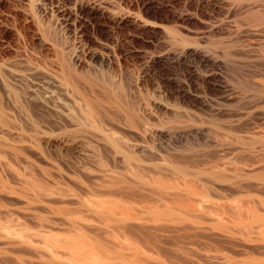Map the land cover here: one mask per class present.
<instances>
[{"label": "rangeland", "instance_id": "rangeland-1", "mask_svg": "<svg viewBox=\"0 0 264 264\" xmlns=\"http://www.w3.org/2000/svg\"><path fill=\"white\" fill-rule=\"evenodd\" d=\"M88 2L89 6L85 10H80L77 8L76 0H0V63L19 64L25 71V67L36 66L38 71L43 70L61 80L60 66L64 67L63 63L68 62L72 53L82 54L79 56L84 60L81 59L80 63H72V66H75L73 69L77 77L84 82H82L83 85L85 84L84 88L92 91L91 93L97 98L99 95L100 107L104 117L107 116V122L109 119L110 124L112 122L113 125L119 123L123 125L125 116L130 110L134 113L141 112L148 121L147 128L154 130L151 132L148 130L144 136L132 133L129 137H125L132 142L141 140L147 147L140 153L142 160H138L139 164L143 163V168H147L146 164L151 165L150 167L154 166L153 168L165 167V173H174L167 159L177 156L183 161L186 160V163L189 162L192 170L196 172L190 175L177 171L176 177L183 182L178 187L163 189L158 185L149 184L145 191L163 190L171 194L193 196L183 202L161 200L158 202L159 211L168 210L171 213L168 218L175 220L209 222L213 219L212 221L225 223L232 230L241 229L242 225L249 224L254 232H264V190L258 188L259 185L262 186L260 180L252 178L256 167H259L256 171L264 169L262 168L264 167V0H88ZM89 7L96 9L92 11ZM33 76L37 77V75ZM33 76V82H30L31 88L41 90L51 88L47 81L43 83L41 77ZM118 92L127 93L125 95L130 98V102L126 106L128 108L131 106V109L125 104L121 105L119 98L117 99ZM72 94L74 95L70 98L61 97L66 99L69 103L68 108L71 107L76 117L84 120L86 112L83 110L85 113L83 111L82 113L80 109L81 96L78 93L72 92ZM109 95L116 97V102ZM117 103H120V107ZM121 106L127 109L124 107L121 109ZM79 123L81 122H78L77 129L81 126ZM82 125H84L82 132L86 133L84 137L76 136L74 133L75 137L70 133L73 127L64 123L57 129L52 128V132L48 129L50 132L47 138L37 139L36 143L31 144L34 147L27 150V154L32 161L48 172V176L51 173V176L58 175V171L61 174L79 172L81 177H78V183V180L73 183L69 182L71 179L69 181L66 179L60 183L63 185L60 188L65 189L68 186L71 188L73 186L75 190L78 188L76 191L77 195L80 193L78 203L83 202L93 207L92 203L112 201V198L116 197L107 194L109 190L107 188L111 185L108 174L113 175L110 176L111 179L118 176L117 180L120 176L129 175L128 178L125 176L123 178L131 180L135 164L138 167V163L137 160H133L134 164L133 161L125 159L122 153L120 155L117 153V157L112 159L108 151L101 150L109 146L113 149L110 142L109 145L105 140L102 142V131L100 130L99 133V129L92 126L90 121ZM100 135L101 141L92 140L99 139ZM12 136L0 132V142L9 147L8 145L15 146L21 141ZM80 137L92 140L93 144L86 141L82 147L75 146L71 139H81ZM108 148L107 150L111 152L112 150ZM123 160L128 165L134 164L130 165L133 169L128 166L129 169ZM127 161H130V164ZM19 166L17 165V171L15 167L10 171L12 173L9 172L7 179L4 178L6 184L2 183L0 176V184H2L0 231H12L26 236L31 231L28 227L31 223L22 213L27 203L23 199L20 200L19 196L30 197L37 192V188L30 180L28 168L25 170ZM125 166L132 170V172L127 170L132 174H127ZM85 167L96 171L91 177L92 182L87 181V178L81 174ZM240 169L244 172L246 170L247 176L242 173L238 176L242 171ZM214 170L223 171L228 173L227 175L230 173L229 177L232 180L220 182L219 186V181L216 183L210 177V173ZM250 171L254 172L250 175ZM133 175L136 178V175ZM80 178L82 184L84 181L83 186H80L81 189ZM51 184L57 186L55 183ZM212 184L218 189L217 191L209 188ZM6 187L10 192L13 190L12 192L17 196L10 192L3 193L2 191H7ZM119 198L114 199L118 200L119 202H116L121 206L123 203L126 204L125 206L135 205L140 211L143 209L144 213L149 212L142 201H121L122 199ZM243 204L254 205L251 210L255 208L256 214L258 213L256 218L250 217L245 221L235 218L232 213L234 208ZM51 205L53 204L49 206ZM54 205L51 206L54 208L53 211L51 207H41L47 211L40 209L43 211L40 212L42 215L38 213L40 221L48 223L52 218L58 222L62 218L60 221L64 220L62 222L64 224L61 226L58 224L61 229L55 225L51 232H46L43 239L49 242L52 238H73L80 234L79 231H74L73 227H70L71 222L67 221L77 219V217L74 219L76 215L70 209L75 205L68 206L69 210L66 207L67 212L63 214L60 212L59 215L57 210L59 207L55 205L57 207L55 208ZM187 208L190 209L182 211ZM50 212L52 215L54 212L56 217L50 216ZM180 213L185 215L177 216ZM62 225H65L64 228ZM111 226L113 227V224ZM111 226V240L116 242L119 238V242L116 243H120L125 237L118 233L121 239L116 232L114 239V231L112 233L114 228ZM53 229L56 231L54 232ZM254 232L248 230V233H245L255 235ZM174 234L180 235L174 231L172 234L169 232L161 236L173 246L168 238L172 239L171 236ZM128 242L125 243L127 246L131 241ZM166 244L164 247L167 246V250L176 247V251H182L178 246L172 248ZM187 245L188 248L185 249L189 250L193 244L190 246V243H187ZM193 246L194 248L189 251L194 250L193 253H198L196 249L198 248L201 249L199 252L203 253L204 249L200 246ZM143 250L145 252L143 254H146L149 260H153L152 257L156 259L157 254L154 251L146 248L149 253L153 252L152 257L151 255L149 257L145 247ZM175 250L171 251L175 252ZM158 259L161 258L158 256Z\"/></svg>", "mask_w": 264, "mask_h": 264}, {"label": "bare ground", "instance_id": "bare-ground-1", "mask_svg": "<svg viewBox=\"0 0 264 264\" xmlns=\"http://www.w3.org/2000/svg\"><path fill=\"white\" fill-rule=\"evenodd\" d=\"M88 3H89L88 0H76L77 8H79L80 10H85L87 6H89L87 5ZM89 8L92 11L96 9L95 7H89ZM65 12L63 14H65ZM79 55L81 56L82 54ZM79 55L77 53H72L70 58H68V62L65 61L66 63H63L65 64L64 67L62 68V65L60 66L62 69V74H61L62 78H60L61 76L59 74V79L61 80H58V78L55 77V75L52 76V74H48L43 70L38 71L36 69L37 68L36 66L25 67L26 69L25 71L21 69L22 67L20 68L19 64L16 65L15 63H6V62L0 63V132L8 136L13 135L12 137L14 139L15 138L21 139V141H19L18 144L16 143H15L16 145L14 144L15 146L8 145L10 148L7 147L5 143H2V141L0 142L1 180L3 181L2 183L6 184L7 181L4 180V178L7 179V175L11 170L15 169V167L17 171V165H20L25 170H27L28 168V170L30 171L28 172V175L30 176V180L32 181L33 185H35V187L37 188V192L35 194L33 193L31 195L32 197L25 196L26 198H24V196H22L21 198L19 196L20 200L23 199L24 202L27 203V206H25L24 209L22 210L24 212L22 211L21 212L23 213L25 218L31 223V225H28V227L31 229L29 234L27 233L26 236H21L12 231H0V264H264V232L262 233L254 232L253 227L251 225L249 224H247L246 226L242 225L241 229L232 230L229 229L225 223L216 220L212 221L213 219L210 221L208 219L209 222H207V220H205L206 222L193 221V220L185 221V219L175 220L168 218V216L171 215V213L168 210L164 212L159 211L160 205L158 204V202L161 200H166L170 202L171 201L183 202L185 201L186 198L188 199L192 195L191 194L184 195L181 193L171 194L163 190L145 191L146 189H148L149 184L158 185L163 189L178 187L179 185L183 184V182L176 177L175 175L176 172L179 171L181 173H189L190 175L192 174L194 175L196 173L194 172L195 170H192V165L189 162L186 163L185 162L186 160L183 161V159L177 156H172L167 159L170 163V166L172 167V172L174 173H165L166 171L164 170L165 167L164 169H162L157 166V168H159L157 169V168H153L154 166L150 167L151 165H148L149 166L148 167L147 164H146L147 168H143L144 166L142 165L144 164L143 163L139 164L138 160H142L140 153L145 151L147 147L143 145L140 139L139 140L141 143L134 141L132 142L131 140L125 137H129L132 133H136L138 135L144 136V134H146L148 130L150 132L154 130L151 128L149 129L147 128L146 123L148 121L146 117L142 115V113L139 112L138 110L137 111L139 113H134V111L129 110L128 114H126L125 116L126 119L123 125L120 123L118 125H113L112 122L111 125L109 119L107 122L106 120L107 116L104 117V113L102 112V108L100 107L99 95H97L98 96L97 98L91 93L92 91L90 92L86 90L84 88L85 84L83 85L84 82L79 77H77V73L73 69L75 66H72V63H77V62L80 63L82 59L80 58ZM83 60L84 59H82V61ZM27 66H29V64ZM33 75H37V77L39 76V78L41 77L43 79L42 80L43 83L47 81L50 84L52 90L51 88H44L42 90L34 87L31 88L32 85L30 84V82H33L32 81ZM86 84L88 83L86 82ZM88 85L86 86L90 87ZM72 92L75 94L78 93V95L81 96L80 99H82V105H81L82 108L80 109L81 112L83 110L86 112L84 116V120H82L81 117L79 118L76 117V114H74L71 111V107L69 106L68 108L69 103H67L66 99L62 98L63 96H65L66 98H70L71 95H74L72 94ZM117 94L119 96V97L117 96V99L119 98L118 100L121 103V105L125 104V106L126 105L128 106L130 102L129 100L130 98L128 99V97L125 95L127 93L120 94L118 92ZM112 95L116 96V94H112ZM111 97L114 98V96ZM76 98L77 97H75V99ZM115 99L116 97L114 98V101L116 102ZM114 101L112 103H114ZM120 103L119 104L117 103L118 104L117 106H119ZM125 106H123L124 109H127L128 107L126 106L127 108H125ZM123 107L121 106V109ZM133 107L136 108L135 106ZM131 108L132 107L130 106V108L128 109ZM77 121L81 122L79 123L81 125L79 129H81L82 127L81 130L77 129V127H79V125H77L78 124ZM87 121H90L92 126L98 128L99 129L98 132L100 130L102 131L101 133L103 138L100 135L99 139H92V140L95 141L97 140L96 142H98L99 140L101 141L100 139L101 137L102 142H104L103 140H105V142H107L108 145L110 142V144L113 146L112 147L113 149H111V147L109 146V148L112 150L111 151L112 153L110 152V150H107L108 147H103V149L101 150L105 152L108 151L107 153H109L113 157L112 159L117 157V153H119V155L120 153H122L125 159L130 161L137 160L138 163L137 164L138 167H136L135 161H133L135 167L137 168L136 169L134 167L135 171H133V174L136 175L135 177L137 179L134 178V175L129 172V171L132 172V170H129L130 169L129 167H131L130 165H134V164H130L129 163L130 161H127L130 164L128 165L125 162V160L123 161L125 162L127 167L129 166L128 167L129 169L125 166L127 168V169L125 168L126 172L127 174L129 173L132 174L133 176V177L130 176L131 180L127 179L129 175L125 176L123 173L122 175H124L127 178L124 179L123 178L124 176L123 177L120 176L119 180H117L119 178L118 176L117 177L114 176L113 179H111L110 176L112 174L110 176L108 174L107 176L111 181L110 183L111 185L108 186L106 184L109 187V188L106 187L107 190L109 189L107 194L108 196H112V197L116 196V197H113L112 201L94 203L97 205H94L92 203L91 206L93 205V207H90L87 204L85 205V203L83 202L78 203V199H79L78 196H80L79 195L80 193L77 195L76 192L78 188H76L75 190L73 186L71 188L69 186L67 187V185H66L67 188L65 189H63V187L60 188L61 186H63L60 183L64 182V180L66 181V179L68 181L71 179V181L69 182H73V183L78 180L77 181L78 183L79 182L78 177H81L79 172H78L79 174L75 171H74L75 173L73 172L71 174L69 173L61 174L58 173L60 172L58 171L57 172L58 175L51 176L52 175L51 173V175L48 176L47 175L48 172L44 170V168L36 164V162L32 161V158H30V156L27 154V150H31L32 146L34 147V145L31 146L32 143L33 144L36 143L37 139L45 138V137L47 138L48 133L50 131L52 132V128L57 129L60 126V124L63 123L67 124V126L73 127L72 128L73 130H71L70 132L71 134L74 135V133H76V136L80 135L84 137L86 133L84 134L82 132L84 126L82 124L86 123ZM48 129L50 130L49 132ZM85 130L86 129H84V131ZM95 131L97 135L98 132L96 129ZM117 133H119V135H116ZM82 137H80L81 139H71L72 140L71 142L78 147H82V145H85L84 142L86 141L90 142L89 144L91 143L93 144L92 140H87L86 138L83 139ZM107 143L105 145H107ZM148 168L149 169L152 168V170H149ZM256 168L258 169L259 167ZM131 169L133 168L131 167ZM145 169H148L149 171ZM242 169H240V171ZM253 169H255V167ZM257 169L254 170L255 172L250 171L249 174L251 175L254 172L252 174L253 175L252 178L255 177L256 179L262 181V182L259 181V183H262L261 184L262 186L258 184L259 187L258 186L257 187L264 190V169H261L263 171H260V169L259 171H256ZM94 171H92V169L90 168L85 167V169L81 171L82 172L81 174L87 178V181L88 180L91 181L93 179L91 178L92 175H94V173L96 172ZM243 172L244 170H242L238 174V176L241 173L242 175L247 176V173L245 172L243 173ZM105 173L104 175H106ZM14 174H16V172ZM227 174L228 173H225L223 171L214 170L210 173V177H212V180L214 179L216 183L219 181L218 184L220 182L225 183V181H228L230 179L232 180V178L229 177L230 173L229 175ZM101 175L104 176L103 174ZM164 175L165 177H163ZM197 175L198 172L196 176ZM122 178L124 180H122ZM104 180L106 181L105 177ZM51 183H55L57 186H54ZM80 183L82 184V181ZM83 184L79 185V188L80 186H83ZM1 185L2 184H0V186ZM3 187L5 186L3 185ZM209 188L216 191L218 190L213 186V184L210 185ZM261 189L259 190L262 191ZM71 190L73 192L75 191L76 193L73 192L71 193L70 192ZM83 190L84 189H82V191ZM7 191L4 190L2 192L3 193L10 192ZM12 191L10 193L17 196V194L15 192L14 194ZM117 197L118 198L120 197L119 200L122 199L121 201L123 200L129 202L131 200L132 202L142 201L145 204L144 207L148 209L149 212L144 213L143 209L142 211H140L139 209H137L138 207L135 208V205L134 207L132 205L125 206L126 204L123 202L121 206L118 203L119 201L115 200L117 199ZM50 204L53 205L55 204L59 207L57 208L54 205V207L57 208L58 210V215L60 212H62V214L67 212V208L69 210L68 206L75 205L74 207L72 206L73 209L72 208L70 209L73 210L72 212L76 215L74 216V219L75 217H77V219L71 221L70 216L68 215L70 220L67 221L69 223L71 222L70 223L71 226L68 222L66 223L69 224L70 227H73L74 231L76 232L79 231L80 234L76 235L73 238H65V239L52 238L49 239L51 240L49 242L45 241L43 237L45 238L46 232L47 233L51 232L52 228H54L55 225L59 227V225L61 226V224H64L62 223L64 220H62V222L60 221L62 218L58 222H56V220H53L51 217H49L51 218V220H48V223L43 220L47 224H45L44 222L42 223V220L40 221L41 219L40 212L43 210L42 208L43 207L48 208L53 206V205L49 206ZM242 206L234 208L232 212L234 213L235 218L237 217V220L245 221V220H249L250 217L256 218L258 213L256 214L255 208L254 210H251L252 206L254 205L252 206L250 205L251 208L250 206H248V204L247 205L243 204ZM53 209L54 208H52L51 210L53 211ZM189 209L190 208H187L182 211H186ZM212 213L214 214V212ZM54 214L55 213L53 212V215L52 213L49 215L55 216ZM184 215L185 213L177 214V216H184ZM64 217L66 218V216ZM71 217L73 218V216ZM108 223L113 224V227L111 226L112 224L110 226L114 228L112 230V233L114 231V239L116 238L115 236L118 233H120L121 236L123 235L122 237H125L122 240L123 242L124 239L127 242L131 241L129 246L126 245L129 243V242L127 243L126 241L124 242V244L122 243V245L120 244L122 242L121 240L120 243H116L119 242L118 237L116 242L111 240L112 237V235L110 237L111 229ZM63 226L65 225H62V227ZM59 228L61 229V227ZM65 228L67 230V227ZM73 229L71 228V230ZM246 229L254 232L255 235L246 234L248 233V230ZM55 231L56 230H54V232ZM174 231L175 233L176 232L178 234L180 233V235L174 234V236L176 237L171 236L172 239H169L167 236V238L168 240H170L169 243L173 244L174 247L175 246H178V248L180 247L182 251H180L179 249H178L179 251H176L175 250L176 247L173 248V246L168 244L166 240H163L162 236L164 233L170 232L172 234ZM164 242L165 244L167 243L168 246L170 245L173 248L171 250H175V252L169 249L167 250L166 249L167 246L165 248L164 247L165 244L163 245ZM185 243L186 245L187 243H190V246L191 244L195 246L198 245L202 249H204V251L203 253H200L199 251H201V249L198 250V248H196L198 253L197 252L193 253L194 250H192L193 252L189 250L191 248H194V246L192 245L193 247L191 246V248H189L188 250L187 248L189 247L188 246L189 244L187 245L188 246L187 247ZM138 246L141 248H139ZM144 247L145 250L147 248V250L154 251L157 254L156 259L151 255L153 252L149 253V251L146 250L147 256L149 253V257L151 255V257L153 258V260H149L146 257V254L145 255L143 254ZM185 247L187 248L185 249ZM158 256L161 259L157 260Z\"/></svg>", "mask_w": 264, "mask_h": 264}]
</instances>
